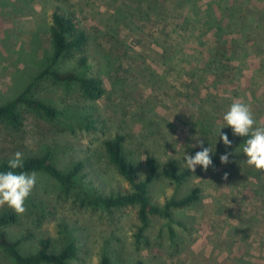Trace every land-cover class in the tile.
I'll list each match as a JSON object with an SVG mask.
<instances>
[{"label":"rangeland","instance_id":"374dc122","mask_svg":"<svg viewBox=\"0 0 264 264\" xmlns=\"http://www.w3.org/2000/svg\"><path fill=\"white\" fill-rule=\"evenodd\" d=\"M55 11L73 15L91 37L85 74L102 78L107 89L97 102L86 101L77 84L36 80L51 63ZM263 17L264 0H0V106L29 89L28 97L58 112L49 119L21 106L19 131L0 124V161L16 152L24 159L51 149L63 171L84 163L69 193L37 173L30 195L37 207L25 202L26 212L7 229L10 239H22L21 252H37L39 240L49 238L54 253L68 242L77 246L69 264H99L103 256L115 264H264V173L240 163L246 157L222 119L240 100L257 126H264V31L247 24ZM222 36L242 47L216 70L210 53ZM57 69L84 74L76 53ZM220 129L230 148L220 140ZM117 134L126 137L141 180L148 157L158 158L162 169L171 158L185 167L184 155L201 151V141L217 162L207 171L197 166L181 185L159 177L151 186L152 203L159 207L196 186L201 200L175 210L171 219L151 217L149 245L136 244L138 208L107 211L82 203L81 192H132L104 148ZM225 153L233 155L221 164ZM6 211L11 210L0 208V214ZM0 264H14L1 248Z\"/></svg>","mask_w":264,"mask_h":264},{"label":"trees","instance_id":"16d2710c","mask_svg":"<svg viewBox=\"0 0 264 264\" xmlns=\"http://www.w3.org/2000/svg\"><path fill=\"white\" fill-rule=\"evenodd\" d=\"M244 15H242L241 18ZM209 17L211 18L212 16L210 15ZM263 21L264 17L260 18L258 21L252 18L247 24L252 26V28L256 26V29L258 28L264 31ZM220 22L221 20L216 24L221 25ZM235 22L237 23L236 20ZM254 23L256 24L254 25ZM240 28L244 30L246 28V22L243 24L240 23ZM50 37L52 43L51 63L36 80L39 81L45 77H50L61 84H77L86 101L97 102L101 100L107 94L103 79L100 77L87 76L85 74V72L87 73L89 70L88 50L91 44V37H89L88 32L79 27L73 15L55 11L52 14ZM241 47V44H239V46L237 43L233 44L226 36L219 37L210 53V64L215 65L212 67L218 70L221 64L231 61V55H238ZM71 53L79 55V66L84 71V74H77L72 71L61 72L57 69L58 63ZM184 55L185 54L182 53V56ZM220 78L221 74L218 73L216 75L215 84H219ZM28 93L29 89L10 102L0 106V124H7L19 131L23 125V117L19 109L21 106H25L35 113L49 119L57 118L58 112L52 105L41 100L30 98L28 97ZM234 140L242 149L244 138L236 136ZM125 143L126 137L117 134L114 138L104 141L103 144L110 163L131 186L132 192L125 194L119 193L108 197L81 192L82 203L86 206L102 208L107 211L138 208L137 216L139 227L135 235L136 244L140 245L146 242V245H149L148 240L146 241L145 233L150 228L151 217L157 216L164 219H171L175 210L194 206L201 200V188L197 186L193 187L185 197L168 201L162 207L154 205L152 203L150 188L159 177H164L169 181L181 185L189 180L192 176V172L183 167L180 161L173 158H171L167 162L166 167L162 169L158 158L151 156L147 159V175L141 180L138 177L135 163L128 156ZM8 162L9 161L6 160L0 161V171L9 170ZM216 164L217 162L214 163L213 161L212 168H216ZM83 168L84 163L79 161L70 170H61L56 162L54 151L49 149L39 156H26L23 159V168L15 171L46 174L56 180L65 192L69 193L75 189L76 179ZM26 202L31 203L33 207H37V204L31 197H29ZM17 223L18 215L12 210L0 214V248L14 261V264H69L70 261L77 257L78 248L74 243L68 242L61 252L54 253L51 250L52 243L49 238L39 240L37 252L24 255L20 250L22 239L12 240L7 232L9 227ZM174 235V232H172V238ZM99 264L115 263L111 257L103 256Z\"/></svg>","mask_w":264,"mask_h":264},{"label":"clouds","instance_id":"9594fccd","mask_svg":"<svg viewBox=\"0 0 264 264\" xmlns=\"http://www.w3.org/2000/svg\"><path fill=\"white\" fill-rule=\"evenodd\" d=\"M222 119L225 127L232 129L234 136L244 138L241 152L246 159L240 163L253 168L258 173H264V126H257L250 106L240 100H234ZM221 129L218 136L223 144L230 148L232 142L227 134H221ZM200 146L202 150L196 152L194 156L184 155L185 167L192 173H195L197 166L207 171L213 164L210 155L213 153L211 146L203 147V141L200 142ZM230 155L233 153L221 155V164H228ZM22 168L23 154L16 152L14 158L8 162L9 170L0 171V208L6 206L17 215H23L26 212L25 202L37 183L35 172L15 171ZM227 178L225 174L224 179L227 180Z\"/></svg>","mask_w":264,"mask_h":264}]
</instances>
